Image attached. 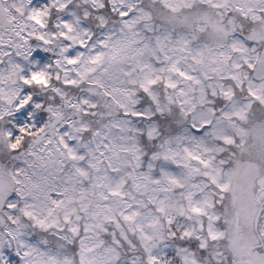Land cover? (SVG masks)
Returning a JSON list of instances; mask_svg holds the SVG:
<instances>
[{
	"label": "snow or ice",
	"instance_id": "1",
	"mask_svg": "<svg viewBox=\"0 0 264 264\" xmlns=\"http://www.w3.org/2000/svg\"><path fill=\"white\" fill-rule=\"evenodd\" d=\"M0 264H264V0H0Z\"/></svg>",
	"mask_w": 264,
	"mask_h": 264
}]
</instances>
